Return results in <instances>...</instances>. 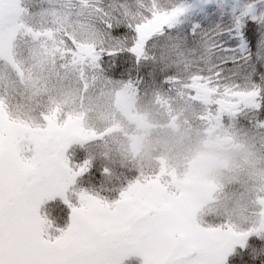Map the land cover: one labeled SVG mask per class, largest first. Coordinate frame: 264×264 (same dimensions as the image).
<instances>
[{
    "label": "snow or ice",
    "instance_id": "snow-or-ice-1",
    "mask_svg": "<svg viewBox=\"0 0 264 264\" xmlns=\"http://www.w3.org/2000/svg\"><path fill=\"white\" fill-rule=\"evenodd\" d=\"M89 81L182 84L213 115L264 131V0H0V264H218L221 230L185 222L179 193L70 155L80 119L61 116ZM57 202L65 228L42 213ZM168 247L184 255L162 259ZM227 264H264V232Z\"/></svg>",
    "mask_w": 264,
    "mask_h": 264
},
{
    "label": "trees",
    "instance_id": "trees-1",
    "mask_svg": "<svg viewBox=\"0 0 264 264\" xmlns=\"http://www.w3.org/2000/svg\"><path fill=\"white\" fill-rule=\"evenodd\" d=\"M182 87V84H175L171 89L161 86H141L124 90L117 83L107 88L114 90L118 100L130 105L131 110L139 114L163 105L181 107L186 121L185 136L169 138L161 134L159 138L158 131L154 130L151 133V150L144 159H138L125 154L122 149L114 144L111 138H107L100 131V128H87L86 125L85 131L87 135H90L86 140L87 146L83 147L84 143L83 145L72 146L73 151L70 155L74 157L75 153L82 148L85 152L82 159H104L110 166L112 162H116L130 172L157 178L170 193H179L181 198L186 193V184L198 176V172H189L186 161L197 152L200 142L212 136L220 141L236 144L245 149L246 154L249 155L248 162L257 167L251 168L246 164L244 169L240 167L237 172L223 179L212 178L208 171L205 174L208 175L205 185L208 188L209 199L196 210V225L204 229H220L221 232L240 231L244 237L257 232H264L259 215L254 218V221L243 222L237 214L239 211L238 200L250 207L252 203L250 200L258 198L255 192L259 181L251 173L258 169L264 172V131L246 126L237 120L220 119L218 112L213 115L195 95L187 93L181 95ZM259 195L262 199L263 194ZM258 209L259 206L256 210ZM57 210L64 215H58ZM42 213L56 227H67L69 222L68 210L64 209L59 202L44 205ZM238 225L240 229L236 228ZM58 234V232L52 233L53 236ZM235 247L227 253L222 264H227V258ZM162 259H170V255H165ZM123 264H140V262L131 256L125 259Z\"/></svg>",
    "mask_w": 264,
    "mask_h": 264
},
{
    "label": "rangeland",
    "instance_id": "rangeland-1",
    "mask_svg": "<svg viewBox=\"0 0 264 264\" xmlns=\"http://www.w3.org/2000/svg\"><path fill=\"white\" fill-rule=\"evenodd\" d=\"M172 0H159V3L165 7L169 6ZM122 101L118 100L114 90L102 88L100 85L93 86L89 81L87 91L83 85L77 86L74 97L68 98L64 107V114L71 112L80 119V132L69 142L68 147L77 144L87 146V135L85 126L98 127L107 138H111L114 144L123 150L128 156L138 159H144L151 150V133L158 131L159 138L164 137L181 138L185 136L186 121L182 108H176L172 105H163L150 109L148 112L139 114L131 110ZM66 115L61 116V124L65 122ZM41 123H43L41 121ZM89 140V139H88ZM249 161V155L244 148L220 141L216 137L209 136L199 143L197 152L191 159H187V168L189 172H198V176L190 180L186 186V193L181 197L183 207L180 209L182 219L196 226V210L209 199L208 188L205 181L209 171L212 178H228L237 172L240 167L244 169L245 165L256 168ZM259 181L256 188L258 198L250 200V207L246 203H240L238 200V216L243 222L254 221L260 216L261 227H264V172L260 169L253 171ZM263 194L262 199L260 195ZM259 206V209L256 208ZM240 229L239 225L236 227ZM236 232V233H235ZM221 232L224 237L223 242L218 245V264H222L225 256L230 250L239 245L244 235L240 231ZM161 258L165 255L170 259L179 258L184 255L172 247L165 248L159 253ZM143 264V257L132 256Z\"/></svg>",
    "mask_w": 264,
    "mask_h": 264
}]
</instances>
